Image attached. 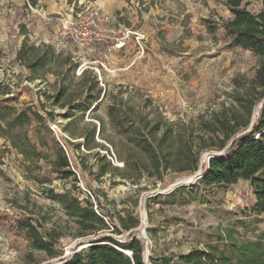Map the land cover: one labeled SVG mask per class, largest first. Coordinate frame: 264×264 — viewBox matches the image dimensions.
<instances>
[{"label":"rangeland","instance_id":"rangeland-1","mask_svg":"<svg viewBox=\"0 0 264 264\" xmlns=\"http://www.w3.org/2000/svg\"><path fill=\"white\" fill-rule=\"evenodd\" d=\"M224 1L47 0L30 7L27 0H0V84L15 95L16 107L38 103L54 115L47 123L50 133L41 126L29 136L45 144L38 148L50 159L55 144L60 147L73 174L59 178L49 173L45 160L27 161L4 150L0 139V211L27 214L60 232L64 257L80 250L76 245L85 238H76L75 226L47 198L48 190L87 200L100 214L133 210L139 226L131 235L144 242L145 261L192 250L235 264L264 259V215L251 213L249 182L205 190L199 176L167 172L163 188L158 179L139 175L142 156L128 130L140 107L150 117L158 112L164 120L194 128L200 118L232 106L256 60L249 52L220 51L198 24L201 18L228 17ZM18 24L25 25L26 35ZM84 26L90 37L80 46L69 30ZM24 40L39 53L50 45L58 56L38 68L33 81L16 61ZM110 108L120 125L110 120ZM207 158L204 153L201 162ZM38 174L46 177L44 183ZM27 255L44 257L0 227V264H27Z\"/></svg>","mask_w":264,"mask_h":264},{"label":"trees","instance_id":"trees-1","mask_svg":"<svg viewBox=\"0 0 264 264\" xmlns=\"http://www.w3.org/2000/svg\"><path fill=\"white\" fill-rule=\"evenodd\" d=\"M38 1L27 0V5L37 7ZM223 6L228 11V17H219L217 21L201 18L198 24L215 38L220 51L249 52L256 60L248 79L235 90L232 106L211 114L208 119L200 118L194 128L164 120L158 112L150 117V113L140 107L134 113L128 130L135 139L133 149L142 156L139 175L145 172L149 178L158 179L164 188L167 182L163 174L170 172L193 176L199 170L202 155L208 153V158L202 163L198 184L209 190L234 186L240 181L249 182L254 196L251 213L262 216L264 0H225ZM18 25L21 34L26 35L25 25ZM43 47L45 50L39 53V47L24 40L16 53V61L29 71V81L35 80L38 68L58 60L52 46ZM74 68L69 67L66 72ZM63 91L58 94L59 98ZM16 103L15 95L0 84V139L3 140L4 150H14L27 161L45 160L49 173L59 178L73 176L69 161L60 147L55 144L56 156L50 159L38 148L45 144L41 141L36 144L29 136L31 129L37 130L41 126L50 133L47 123L53 120L54 115L42 111L38 103L21 108L16 107ZM257 106V114L253 115ZM108 116L115 126L120 125L122 120L112 108L108 110ZM36 179L40 183L46 181V177L40 174ZM47 198L61 206L75 226L76 238H85L76 245L83 248L78 251L75 248L68 257H64L59 243L60 232L27 214L14 216L0 211V227L21 236L27 242L29 251L44 255L37 260L27 255V264H235L224 256L201 250L179 256L150 257L146 262L143 257L144 242L131 235V231L139 226V219L133 210L100 214L87 200L80 201L68 192L55 194L48 190ZM123 235L126 236L122 238ZM246 264H264V259Z\"/></svg>","mask_w":264,"mask_h":264},{"label":"built area","instance_id":"built-area-1","mask_svg":"<svg viewBox=\"0 0 264 264\" xmlns=\"http://www.w3.org/2000/svg\"><path fill=\"white\" fill-rule=\"evenodd\" d=\"M68 27L63 25L62 29L66 30ZM69 35L73 39L74 42H76L78 45L82 46L86 42L89 41L90 33L88 31V28L86 26L82 28H72L69 30Z\"/></svg>","mask_w":264,"mask_h":264},{"label":"water","instance_id":"water-1","mask_svg":"<svg viewBox=\"0 0 264 264\" xmlns=\"http://www.w3.org/2000/svg\"><path fill=\"white\" fill-rule=\"evenodd\" d=\"M253 124V122L251 123V125ZM251 125H250V127H251ZM202 163L203 162H201L200 163V167H199V170H198V172L194 175V177H198V176H200V174H201V168H202ZM83 247H81V249H82ZM126 255H130L129 253H125ZM147 262V261H146Z\"/></svg>","mask_w":264,"mask_h":264},{"label":"crops","instance_id":"crops-1","mask_svg":"<svg viewBox=\"0 0 264 264\" xmlns=\"http://www.w3.org/2000/svg\"><path fill=\"white\" fill-rule=\"evenodd\" d=\"M41 1H42L43 4H45V3L47 2V1H45V0H39V1H38V4H39V2L41 3Z\"/></svg>","mask_w":264,"mask_h":264}]
</instances>
